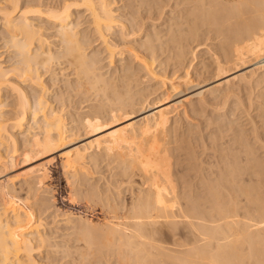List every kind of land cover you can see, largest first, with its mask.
<instances>
[{
  "label": "bare ground",
  "instance_id": "6f19581e",
  "mask_svg": "<svg viewBox=\"0 0 264 264\" xmlns=\"http://www.w3.org/2000/svg\"><path fill=\"white\" fill-rule=\"evenodd\" d=\"M48 1H50L49 3L56 1V4L47 6V3L46 10H42L40 6L43 4L40 0L37 4L33 3L35 7L33 5L32 8H29L32 4L22 5L20 0H0V27L4 28L5 44L13 48V52L16 53L15 56L18 58V61L14 63L15 67H12L9 72L4 71L0 63V99L3 98L7 89L19 94L16 103H14L18 111L14 117L15 123L11 126L7 125V122L3 121L5 118H2L4 115L0 114V161L5 158L3 144L12 145L13 150L15 149L12 151L14 153L19 149L18 138L15 133L22 129L29 120L28 118H31L35 123L39 121L37 124L42 130V140L40 139L38 145L32 146V148L40 154H49V152L54 151V156L51 159L34 167L39 173L38 177L44 179L43 183H47V165L52 160L60 159L63 170L78 172L74 176H84L88 170L85 169L86 165L96 162L103 157L102 155L110 156L113 158L112 160L114 158L119 159L120 171L122 170V174L128 176L127 178H134L135 176L139 178L138 184H134L135 186L133 185L134 187L131 188V202L128 201L130 204L128 206L127 203L128 208L125 209L124 207L121 208L120 203L130 199L123 200L121 193L117 194V199L113 196L103 199L104 197L100 196L102 192L98 190L87 194L89 197L84 195L87 198L86 201L94 202L88 206V215H81L78 211L80 213L79 220L76 223L73 221L74 224L70 227L71 234H75V237H72L70 244L69 242L65 243L69 247L62 250L67 256L74 258L70 264H101L104 261L102 259L106 258L111 261L112 256L117 261L115 264H199L201 261H205L204 264H250V261L254 262L252 264H264V198L257 188V184L260 185V183H254L255 181L246 180V177H243L244 174L248 173L262 174L264 172V160L259 159L262 153L255 157L252 143H249V141H254V144L264 142V131L261 130L264 128V90L259 95V100L263 103L260 104L261 113L259 117L261 119L259 120L258 116H252L247 111V114L243 116V119L245 118L243 127L249 128L248 130L243 129V134L240 132L241 130H236L237 132L234 131L235 133L230 140L224 141V138L231 134L229 132L233 130L234 122L229 118L217 120V122L216 120H209V124H216L218 133L217 135L214 133V137L212 136L210 147L204 144L202 155L205 157L202 156L203 158L200 157L201 155L199 156L196 148L190 144L189 140L187 141L186 137L184 141L182 138L184 136L179 139L181 134L179 135L177 130L173 129L171 123L176 109L180 111L183 108L185 111L189 104L192 107V113L199 116L209 105L211 106L213 100L229 97L231 91L229 84L234 80H238L245 86L251 84L250 87L252 88L254 83L258 86L264 82V0H179L176 5L179 18L177 17L171 22L169 20V28L157 29L159 31L155 35L144 34L140 38H144V40H141L142 43L140 42L137 47L135 44H133L134 47L128 43L124 45L123 39H128L133 33L140 34L141 32L142 35L141 29L137 27L140 30H127L125 23L120 20L121 23H119L115 16L117 13L114 14V7L112 8L110 0ZM141 1L150 9H157L158 1L163 0ZM144 3L142 4L144 5ZM129 4V7L135 6V0ZM81 10L88 13L93 33H95L93 35H96L98 39L96 41H100L98 44L107 53L108 61L111 64L117 58L124 61L122 55L127 51V48L126 51L120 50L119 42L125 47H128L126 45H129L128 48L132 47L131 50L128 49L129 51H127L130 53L128 54L130 60L118 64V68L115 71L112 70L111 75L110 72L107 73L108 77L106 74L105 76L103 73H99L98 70L102 67L98 64L101 60H97L96 53L94 55L88 54L87 49L89 47L87 48L86 45L89 44L90 46L91 42L86 43L85 34L78 32V24L73 25L75 11ZM37 19L47 20L54 25L56 33L52 36L55 41L49 42L51 36L45 37L44 28L40 25L41 23L38 24V21H35ZM127 22L129 21L127 20ZM117 26L121 27L119 28L122 31V41L110 37L112 34L114 36L116 32L114 28ZM140 27H144L143 23L140 24ZM204 29L207 34H204ZM201 34L203 37L206 35L207 38L210 37L208 40L212 41V45L203 42L198 43L193 48L191 57H189V52L185 48L188 41H198L199 37H202ZM166 45H169L170 52L174 51V54L171 53L174 57H172V66H179L176 69L172 68L174 72L175 70L177 72V68L178 71L180 68L186 70L182 77L175 75L177 77L175 79H163V81H169V86L166 91L164 90L165 92L162 90V97L156 96L150 100L151 98L148 99L146 95L139 100V96L143 94L139 95V93L143 88L138 87L141 86V83H145L143 79L146 78L144 75L139 77V74L143 71L147 73L145 75L150 74L155 78L159 76L158 72L153 69V63H150V59L161 57L159 55L165 53L162 49L166 50L167 48H164L167 47ZM199 46L205 47L204 49L209 53V61L201 62L202 69H206V71H196L197 73L194 74L196 78H194L192 75V71H194L193 61L198 51L196 48ZM132 62L137 63L138 66L135 67ZM162 64L159 63L157 66H162ZM56 65H59L60 74L66 75L67 72H71L74 74L75 80L77 79L76 82L72 81V83V78H68L70 81L67 82L68 85L66 84L67 90L79 89L81 86L82 88L79 89L81 91L84 87L86 89L84 92L87 89H93L94 92L102 93V101L101 96H99L102 104L98 105L99 108H94V115H88L79 123L80 127L73 125L76 123L75 120H72L71 125L68 124L71 122H65L66 119L62 115L64 113L63 105H61L63 110L59 107L56 111L54 110L56 108H53L55 102H51L54 99L49 101V97L47 100L44 98L48 96L47 90L49 88H47L48 82L43 80L44 75L40 73V69L48 70L45 73L51 74L50 70L54 67L56 69ZM55 69L51 75L56 73ZM259 70L261 73L258 74ZM162 73L164 75L165 71ZM73 74L70 75L73 76ZM10 75L18 76L19 83L12 82L9 79L11 78ZM255 76L259 80L251 83ZM200 78H202L201 83L206 86L205 92H202L195 85ZM137 81H141L140 86ZM20 82H28L30 89L31 86L37 87L36 90L40 88V91L38 90L40 93L37 94L38 92L33 89L34 100H32L33 93L24 88ZM30 93L32 94L30 95ZM100 93L97 94L96 92L97 96ZM5 97L8 98L7 95ZM54 98L57 97L54 96ZM194 99L198 100L197 104L193 103ZM171 102H173L171 106H165ZM138 103L141 108L139 107L140 110L137 111L134 107ZM186 103L188 104L186 105ZM107 107H111V109ZM105 108L106 113L104 114L111 110L109 118L117 120L131 116L127 119L131 122L121 128L99 135L105 131L101 129L105 125L101 118ZM179 111L175 112L176 115H180ZM4 124L6 126H3ZM188 130L186 132L190 134ZM93 131H95L93 134L87 135ZM176 132L179 136L175 134ZM177 137L178 139H175ZM180 142L191 145V152L189 151L191 155L189 158L185 155L186 158L184 157L185 160H182V164L176 162L180 159L177 155L176 163H173L172 159L174 156L176 157L175 151L180 153L186 149L184 144H179ZM26 143L29 145V141ZM65 148L67 150L58 152ZM31 151L33 152L32 149ZM6 153L9 152L6 151ZM242 154H245V160L242 159ZM100 155L101 157H98ZM11 156L10 162L13 163L18 154ZM205 158L208 159L207 162L204 161ZM2 165L4 166V164ZM176 165L177 167L182 165L188 172L198 177V180L201 181L199 184H202L201 188L205 191H203V195H197L196 192V195L194 193L191 195L198 183L196 185L194 181L189 179L185 183L191 194L178 193L177 185L182 180L176 179L177 174L174 172ZM62 166L60 165L61 168ZM248 177L250 176L248 175ZM10 179L7 177L0 182V264H38L34 256L35 252L41 256L43 251H46L44 249L49 247L56 249V251L52 249L56 253L60 244L55 242L52 246L51 241L54 238L51 240L37 230L40 223L39 225L34 223L35 213L33 209L30 211L26 208L25 205L28 207L26 201L25 205L19 204L20 201L18 202V198L16 199L17 195H13L16 192H13L9 185ZM261 179L263 181L264 178ZM13 181L15 182V180ZM13 181L11 183H14ZM64 188L62 189L66 190ZM99 192L100 194H98ZM242 197L249 204V209L247 207L245 213L241 211L244 208H242L243 204L241 205ZM75 198L77 199L76 196ZM75 198L74 196L69 198L72 206L77 204ZM247 203L245 205L248 206ZM99 210L103 213L100 212L102 217H95L98 216ZM241 212L244 213V218H242ZM71 217L67 218L68 223L71 222ZM255 217L257 220L260 219L259 221L262 220V227L258 225L259 228L256 229V224L254 225L252 222ZM198 231L201 232L200 236L203 239L201 249L196 243ZM162 236H165L164 240ZM217 239H222L219 240L220 242L224 240V243L216 245L217 250H214L213 252L216 253L213 254L211 249L215 244L214 241L218 242ZM245 248L248 250L247 253L242 252ZM52 251L47 248L46 254L51 255ZM94 254L95 257L92 256V259L95 258V261H92L89 258Z\"/></svg>",
  "mask_w": 264,
  "mask_h": 264
},
{
  "label": "rangeland",
  "instance_id": "374dc122",
  "mask_svg": "<svg viewBox=\"0 0 264 264\" xmlns=\"http://www.w3.org/2000/svg\"><path fill=\"white\" fill-rule=\"evenodd\" d=\"M20 1L22 2V3L20 2V4H22V5H25L27 3H29L30 5L32 4V6H29V8H32L34 4L39 3V0H20ZM40 1L43 4L42 6H40V8L42 10H46V8H47L46 7V4L47 3H48L47 6L49 4H51V5H55L56 4V1L55 2L54 1H51V3H49L50 1H48V0H40ZM61 1H63V0H61ZM65 1H68V2L71 1V2H73V0H65ZM110 1L112 2V8L114 7L113 8L114 11H115L114 14L117 13V15H115V16H116L118 22L120 20L122 23H125L127 30H136V31H138V30L141 29V31H142V35H141V32H140V34L139 33H136V34L133 33V34H131L132 33L131 32L130 34L132 36L130 35L131 37H128V39L126 38L127 41L129 40L127 42V41H125L126 39H123L122 38V31L120 29L121 27L119 26L120 27L119 28L117 26V28H114V30L116 32L115 31H112V32H115V34H114V36H113V34L110 35V37L112 39H120L121 41L123 39V42H124L123 44L124 45L127 44V43L130 44V45L135 44V47H137V45H140V42L142 43V41L144 40V38L140 39L142 36H144V34L147 33L150 36H151V34L152 35H155V33L158 32L160 29L162 30V29L169 28V25H170L169 20L171 22L172 20L177 19V17L179 18V13L177 12L178 11V7H176L177 2L179 0H163V1H158L160 5L158 4L157 9H150V7H148L141 0L139 2H138V0H135V4H134L135 6H131V7H129V5H130L129 3L131 1H134V0H115V1L114 0H110ZM175 1H176V3H175ZM139 3H141V4L139 5ZM142 3H144V5ZM34 7H35V5H34ZM75 12L76 13L74 15V21H73L74 23H73V25L75 26V24L76 25L78 24V27H79L78 28V32L85 34V37H84L85 42L86 43L91 42L90 43V46H89V44L86 45L87 48L89 47L87 49L88 54L90 53L89 55H94V53H96L95 55H96L97 60H101V62H99V64H98L100 67H102V68L99 67L100 68V70H98L99 73H103L104 75L105 74L107 75V73L110 72L109 74L111 75V71L112 70L115 71L118 68L117 67L118 64L120 65L122 62H126V61H129L130 60V58H128L130 56L128 54H130V53L127 52V51L131 50V48L134 47V45L131 48H128L129 45H126L128 47H125L122 43L119 42V45L121 46V49H120V46H119V49L120 50L123 51V50H125L127 48V51L125 50L126 52L122 55V56H124V57H122V58H124V61H120L117 58L118 57L117 56L116 57L117 59L114 60L113 64H111L108 61L109 58H108L107 53L104 52V49L102 48V46L100 44H98L100 41L99 42L96 41L98 39L96 38V35H93L95 33H93L94 31H93V28L91 26V19L88 16V13H86L84 10L75 11ZM18 16H19V14H18ZM139 17H141V18H139ZM138 19H140V20H138ZM127 20L129 22H127ZM35 21H38V24L41 23L40 25L43 26L44 32H45L44 33L45 37H47V36L50 37L51 36L49 38V42L55 41V40H53L54 38L52 36V35H54L56 33V31H55L56 29H54V25H52V23L48 22L47 20L44 21L42 19H40V20L37 19ZM121 22H119V23H121ZM141 23H143V26L144 27H140V24ZM45 25H47V26H45ZM137 27H139L140 29L137 28ZM48 29H51V30H48ZM157 29H159V30L157 31ZM117 31H121V32H117ZM203 31L205 32V29ZM204 34H207V33L205 32ZM137 35H138V37H137ZM201 36L202 37L201 38L199 37V40L198 41H192V42H190V40L188 41V43H187L188 45H186L187 47H185V48L189 52V55H190L189 57H191V53L193 51V48H195L198 43H202L203 42V43H208V44L212 45L211 44L212 41L211 40H208V38H210V37L207 38L206 37L207 35L206 36L204 35L205 37H203V34H201ZM4 38H5L4 28L3 27H0V63L2 65L4 71L9 72V71L12 70V67H15V64L14 63H16L18 61V58H17V56H15L16 53L13 52V48H10L9 45H6L5 44L6 42H5V39ZM100 46H101V48H100ZM166 46L167 47H164V48H167L166 49L167 51L165 49H162L165 52V53L163 52L164 53L163 55L162 54L159 55L161 51L158 52L159 53L158 55L161 56V57H158L157 59H156V57H155V59H150L151 60L150 63H153V65H152L153 66V69H155V71L158 72V75L159 76L157 78L153 77L150 74H148L149 75L148 76V75H145L147 73H145L143 71H142L143 73L141 72V74H139V77H141V76L143 77V75H144V77H146V78L143 79V82H145V83H143V84L141 83V86L139 85L141 81L140 82L137 81L138 85L140 86L138 88H140V89L143 88L142 91L140 90L141 93H139V95L142 94V93L143 94H142V96H139L140 97L139 100L141 98H144L146 95H147V98L148 99L151 98L150 100H152L153 98H156V96H158L159 98L162 97V90H163V92H165L166 91V88L169 86V81H163V79L165 80V78H166V80H172V79L177 78L179 75L182 77V75L184 74V71L186 69L184 68V70H181L182 68H180L179 71H178V68H179L178 65L176 66V67H178L177 68V72H176V70L174 72L173 69H176L175 66H172V64H173V58H174L172 56V54H174V51L171 50L173 52H170V48L168 47L169 45H166ZM122 47H123V49H122ZM204 48H202V46H199V47L196 48L198 51L196 52V54H195V60L193 61L194 71H192V75L196 74L197 73L196 71H198V72H205L206 71V69H202V63L201 62H208L209 61V59H208L209 58L208 57L209 53ZM168 49H169V51H168ZM171 49H173V47H171ZM119 57H121V56H119ZM189 59L191 60V58H189ZM174 62H175V59H174ZM132 63H134L135 67L138 66L137 63H135V62H132ZM159 63L160 64L163 63L162 66L161 65L160 66H157V65H159ZM113 65H115L116 67L113 66ZM169 66H172V67H169ZM182 67H184V66H182ZM58 68H59V65H56V69L57 70L54 67L56 73L58 72V74L53 73V75H51L52 72H54L53 71L54 70L53 68H52V70H50L51 74L49 72L48 73H45L48 70L46 71L44 69H40V73H42L44 75L43 76L44 77L43 80L46 83L48 82L47 83V86H48L47 88H49L47 90V92L49 94L46 92V94H48V96L45 94L47 97H44V98H46V100H47V98L49 97V101H51L52 99H54L51 102H53V103L55 102L54 104L53 103L52 104L54 105L53 108H56V109H54L56 111H57V109L59 107L62 109V106L61 105H63V108H64V111L63 112L64 113H62V115L64 116V119H66L65 120L66 123L71 122V123H68L69 125H71L72 124V120L73 121L75 120L76 123L73 124V125H79V123H81L84 118H86L88 115L91 116L93 113H95V109L94 108H99V106L102 104V102H101L103 100V97L101 96L102 93H100L99 91H96L97 94L100 93V95L97 96L96 92H94L93 89H90V90L87 89V91L84 92V90H86L84 87H83V90H82L84 93H81L82 91L79 90V89L82 88L81 86H80L81 88L79 87V89L78 88L76 89L74 87L75 89L70 88L72 90H67L68 88L66 86L68 85V83L70 81L69 79L72 78L71 82L72 81L73 82H76L77 79L75 80L74 74L71 73V72H67V73L65 72L66 75L65 74H60ZM196 68H198V69H196ZM164 71H165V73H164V75H162L163 74L162 72H164ZM181 72H183V73L181 74ZM68 73H69V75L70 74H73V76L70 75L71 76L70 77L68 75ZM259 73H261V70L258 71V74ZM175 75H177V77H175ZM167 76H168V78H167ZM231 76H233V75H231ZM231 76H229V78H231ZM10 77L11 78H9V79L12 80V82L13 81L15 83L18 82V78H19L18 76L15 77V75H12V76L10 75ZM52 77H54V78H52ZM107 77H108V75H107ZM159 77L162 78V79L160 80ZM194 78H196L195 75H194ZM258 80H259V78L257 76H255L253 78V80L251 81V83L253 81L254 82L255 81L257 82ZM201 81H202V78H200L199 80H197V82L195 83V85L198 86V88L202 92H205V87L206 86H205L204 83L202 84ZM210 81H212V80H210ZM213 81H214V79H213ZM166 82H168V83H166ZM20 83L23 84V87L24 88H27V90H31V92L33 93V94L30 93V95L32 94V96H31L32 97V100H34L33 99L34 98V96H33L34 95L33 89L35 90V92H38L37 94L40 93L39 92L40 91V88L39 87H38L39 88L38 89L39 91H38V90H36L37 87L34 88V86H31V89H30V87L28 86V82H24V83L20 82ZM203 85H204V87H202ZM229 85H230L229 88L231 90L229 92V97H227V98H219L218 100L217 99L216 100H213V102L211 103V106L209 105L206 108V110H204L201 113V115H199V116H196V114L194 115V113H192V107H190V105L188 103H186V105L188 104L187 105L188 107L185 108V111L187 110L186 112H188V113H186L183 108L180 111L178 109L175 110V112L176 111H179L180 112V115H176L177 113H175V112L173 113V117L171 119V123H172L173 129L175 128V130H177V132L179 133V135L181 134V136L179 137V139L182 136H184V137H182V138H184L183 139V141H184L185 140V137H186L187 138V141L189 140V142H191L190 144H192V146H194L196 148L195 150L199 154V156L201 155L200 156L201 158H203L202 156H204V155H202L203 152H204L203 151L204 150L203 149L204 148V144L210 147L211 144H212V141H211L212 136L214 135V133L216 135L218 133V131H217L218 128L216 127V124H213V123L209 124L208 123V122H210L209 121L210 119H212L211 121H213V120L215 121L216 120V122H217V120L218 121H221L224 118H229V120H232L234 122L233 123L234 126H232L233 130H231L229 132L231 134H228V135L226 134L229 137L226 136L224 138L225 140L223 139L224 141H227V140H230L232 138V136H233V134L235 132L241 130L240 132L242 133L243 132V129L244 130H248L249 127H246L247 129H245L243 127V121L245 120V118L243 119V116H245L247 114V111L250 114H252V116H254V117H256V116L259 117V114L261 113V110H260L261 105L260 104H263V103H261V101L259 100V95L262 93L261 91L264 90V82L261 83V84H259L258 86H256L255 83H254V87H253L254 89L252 87H250L251 84H249V85L247 84L245 86L243 83L239 82L238 80L232 81ZM137 89H136V91H137ZM9 90L7 89V91L4 93L5 95L3 96V98L0 99V105H1L0 106V114L4 115V117H2V118H5L6 119V120L4 119L3 121L5 123L7 122V125L11 126V125H13L15 123V120H14L15 118L14 117L18 114V111L16 109V104H14V103H16V100H17V97H18L19 94H17V92H11ZM77 90H79L80 92L77 91ZM136 91L134 90V92H136ZM60 92H62L63 94L62 93L59 94ZM6 95H7L8 98L5 97ZM54 96L57 97V98H54ZM99 96H101L102 99ZM136 96L138 97V95H136ZM100 99H101V101H100ZM156 101H158V100H156ZM32 102H34V101H32ZM104 102H106V101H104ZM197 102H198V100L197 99L196 100L194 99V102L193 103L194 104H197ZM172 104H173V102H171L169 104H166L165 106H171ZM52 106H50V109H52L51 108ZM152 106H154V105H152ZM139 107L141 108V106L138 103L134 107V109L138 111V110H140ZM107 108L111 109V107H107ZM109 109H108V111H109ZM179 109H181V108H179ZM93 110H94V112H93ZM105 111H106V108H105L104 112L102 113V115L105 116V117H103V116L101 117L100 116L102 118V120H103L102 122L105 124L103 126V128H101V129H103L105 131L103 133H100L99 135L104 134V133L109 132V131H113V130L118 129V128H121V127H123V126H125V125H127L128 123L131 122L130 120L127 121V119L130 118L131 116H128V117L125 116V117H122L121 119L113 120V119L109 118L110 117L111 110L107 114H104V113H106ZM186 115L187 116L189 115V116L187 117ZM39 118L42 119L41 116H39ZM7 119H8V121H7ZM28 119L29 120L27 121V123H25L23 125L22 129H20L21 131L20 130L19 131L17 130L16 133H15L16 137L18 138V148H19L16 151V153L12 152L15 149L13 150L14 147L12 145L10 146L8 143L3 144V146L5 145L4 147L2 146V148L4 149V150L3 149L2 150H3V153H4V157L5 158L3 157L4 159H1L4 162L0 161V162H2V163H0V182L3 181V179H7V177L12 179V180L10 179L9 185H10L11 189L13 190V192L14 191L16 192V193H13V195H15V194L17 195V197L16 196L15 197H16V199L18 198L17 199L18 202L20 201L19 204L23 203L21 205H25V201H26V204H28V207H29L28 208L27 205H25L26 208L28 210H30V211H32V209H33V212L35 213L34 223H36L37 225H39V223H40V226L42 225L41 227L39 226L40 229L38 228L37 230L39 232L44 233L51 240L54 238L51 241L52 242V246H54L55 242H57V243L60 244L59 250L56 253H55L56 249H54V248H51L50 249L49 247H46L44 249L46 251H47V248L50 251H52V249H54L55 251L53 250L52 253H51V255H47L46 254V251H43L44 253L41 256H40V254H38V252H35L34 253V256H35V259H37L38 264H48V263L49 264H70V262L74 258L72 256H67L65 253H63L62 250H65V248H68L69 245L68 244H65V243H68L69 242V244H70L71 241H72V239H73L72 237H75V234H71L72 231H71L70 227H72V225L79 220V214L80 213H81V215H84V214L85 215H88L89 214V212H88L89 211L88 206L90 205L91 202L93 203L94 201H91L89 203V201H86L87 198L85 196L87 194L91 193L94 190H95V192H97L96 190H98V191H101L102 192L103 195L101 194L100 196L101 197L103 196L104 197V198L102 197L103 199H106V198L111 197V196H113V198H116L117 199L118 198L117 194L118 193H121L120 195H121V198L123 200L124 199H128V198L130 199V200H126L127 202L124 200L123 202L120 203L121 208L124 207V209H125V208H128L127 207V203H128V206L130 204L128 201L131 202V195H132V189L131 188L134 187L136 184H138L137 182L139 181V178L137 176H135L134 178H127L128 176H124L122 174V172H121L122 170L120 171L121 164L119 163L120 162L119 159H118L119 160V162H118V160L116 158H114V160H112L113 158L110 157V156L107 157L106 155H102L103 157H101V155H100L98 157H101V158H99V159L97 158L98 160H96V162H94L92 164L89 163V164L86 165L85 169H88V170H86L87 173L84 176H81V175L74 176V174H78V172H73V171L67 172L66 170H63V166L60 163L61 162L60 159L52 160V162L49 165H47V170H48V173H47L48 174L47 183L48 184L47 183L46 184L43 183L42 181H44V179H40L38 177L39 176V173L37 172V169L34 168V167H36L37 164L38 165L39 164H42L45 161L51 159L54 156V153H53L54 151H52L53 154L51 152H49V154L43 153L44 154L43 155V154H40L39 152H36L32 148V146L38 145V141H40V139L42 140V138H41L42 137V134H41L42 130L39 128V124H37L39 121L35 123L34 121H32L31 118H28ZM260 119L261 118L259 117V120ZM177 121H178V123H177ZM244 123H246V122H244ZM3 126H6V124H4ZM80 126L81 125H79L78 127H80ZM181 127H182V129H181ZM225 128H227V127H225ZM238 128H240V129H238ZM188 129H190V130H188ZM187 130L189 131L190 134H188V132H186ZM261 130L264 131V128H262ZM94 132L95 131H93L92 133L90 132L87 135H91ZM177 132L175 133L176 135H178ZM184 133H186L187 135L186 134H185L186 136L183 135ZM176 135H174V136L176 137ZM209 137H210V139H209ZM175 139H178V137L175 138ZM28 141H29V145L26 143ZM253 142H250L249 141V143H252L253 150L255 152V157L256 156L258 157V155L262 153L259 156V159L264 160L263 159L264 158V153H263L264 152V150H263V148H264V142L263 143L262 142L261 143H255V144ZM181 143L184 144L183 146L186 148L184 150H187V151H184L183 150L182 152H180L181 154L179 153V151L178 152L175 151L176 154L175 153L174 154L176 155V157L174 156V158L172 159V162L173 163H176V162L177 163H181L183 159L185 160V158H186L185 155H187L188 158L191 155L190 154V152H191L190 146L191 145L189 143L187 144V143H183V142H180L179 144H181ZM260 145L262 146V148H261ZM256 148H257V150H256ZM31 149L33 150V152L31 151ZM65 150H67V148L62 149V150H60L58 152H63ZM6 151H8L9 153L7 154ZM10 151L13 154H18V156H16L15 161L13 163L10 162V158L12 157L11 155H13ZM186 152H188L189 154L186 153ZM184 153H186V154H184ZM177 155L180 158L178 161H176ZM242 156H243L242 159L245 160V158H244L245 154H242ZM29 158H31V159H29ZM85 161L89 162L88 160H85ZM85 161H83V162L84 163H87ZM204 161L207 162L208 159L205 158ZM1 164H4V166L2 165L3 166L2 167ZM60 165L62 166V168L60 167ZM117 165H119V166L117 167ZM241 165H243V164H241ZM178 166H180V165H178ZM174 167H176V170H177L176 171L175 168H174V170H175L174 172L177 174L176 175V177H177L176 179L178 181H180V180L183 181V182L180 181L178 183V185H177V187H178V189H177L178 190V193L179 192L180 193L182 192V194L184 193L186 195H190L191 194V192L188 191L187 185L185 183L186 180L189 179L190 181H194L195 184L198 183V185L196 184L198 186V188L195 185L196 186L195 189H199V190H195L194 189V192H192L191 195H193V193H194V195H196V194L197 195H203L204 194L205 191H204L203 188H201L202 187V184H199V183H201V181L198 180V177H195L196 175H194L193 173L188 172V170L185 169V167L183 168L182 165L180 167H177V165L174 166ZM47 170H46V172H47ZM50 174H51L52 177L50 176ZM260 174L261 173H259V174H255V173L250 174V173H248V174H244L243 177H246L245 178L246 180L248 179V180L255 181L254 183H260V185L257 184V186H258L257 188H259L258 190L261 191V195L264 198V182H263L264 179H263V181L261 179V178H264V172L261 175ZM55 175H56V177L57 176L58 177L56 178ZM248 175L250 177H248ZM22 176H23V178H22ZM24 176H26L27 178L24 177ZM61 176H62V178H61ZM252 177H253V179H252ZM178 178H181V179H178ZM49 179H51L52 181L49 180ZM54 179H56V180H54ZM13 180H15V182ZM31 180H32V183H31ZM63 180H65V181H63ZM256 180H257V182H256ZM12 181L14 183H11ZM23 181H24V183H23ZM60 181H62V182H60ZM26 184H28V185H26ZM128 186H129V188H128ZM64 187L66 188V190H63L62 189ZM68 189H69V191H68ZM197 191H198V193H197ZM200 191H201V193H200ZM66 192L69 193V194H67ZM188 192H189V194H188ZM195 192H196V194H195ZM95 194L98 197L97 193H95ZM98 194H100V192ZM70 195L71 196H74V198H75V196L77 197V199L75 198V201L77 202L78 205L77 204H74L72 206L70 204V202H69V198L71 197ZM84 197H85V199H84ZM21 198H22V200H21ZM61 198H63V199H61ZM243 200H245V199L242 197L241 198V201H242L241 205L243 204L242 205V208L243 207L244 208L241 211L245 213V211L247 210V207L249 209V204L247 203L246 200H245L246 202L243 201ZM58 201H60V202H58ZM87 203H88V205H87ZM246 203L248 204V206L245 205ZM65 209H67L66 210L67 212L65 211ZM250 210H252V209H250ZM100 212L102 213V211L99 210L98 216H95V217H102V215H101ZM251 212H253V211H251ZM244 213H242V215H243L242 218H244ZM74 214H76L75 215L76 217L74 216ZM70 216H72L70 218L71 222L68 223L66 220ZM255 218H254V220L252 219L253 220L252 222H253L254 225L256 224V229H257L258 225H259V227H262L263 226L261 224V221L262 220L259 221L260 219L257 220V218L256 219ZM73 221H75V222L73 223ZM200 235H201V232L198 231V236H200ZM198 236H197V239H196V243H197L198 248L201 249L202 248L201 245L203 243V239H202V236H200V238H198ZM164 238H165V236H162V239L163 240H164ZM217 240H218V242L215 240L214 241L215 244H213L214 246H212V249H211V253H213V254L216 253V252H213V251L214 250L215 251L217 250V246L224 243V240L221 241V242L219 241V240H222V239H217ZM200 242H201V244H200ZM245 249H243L244 251L242 250V252L247 253L248 250L247 249L245 250ZM92 256L95 257V254L94 255H91L90 256L91 258H89V259H92ZM107 256H110V255H107ZM111 258H112L111 261L109 259H106V258L105 259H102V261L103 260L104 261L101 264H104V263L105 264H108V263L109 264H115L117 262L116 259H115V257L112 256ZM94 259H92V261H95ZM96 261H97V259H96ZM204 262L205 261H201L199 264H204ZM252 263H254V262L250 261V264H252ZM93 264H100V263H93Z\"/></svg>",
  "mask_w": 264,
  "mask_h": 264
}]
</instances>
